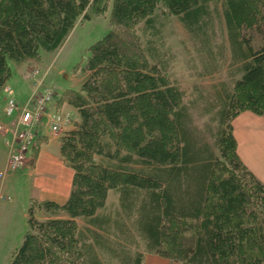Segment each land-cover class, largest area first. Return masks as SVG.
I'll use <instances>...</instances> for the list:
<instances>
[{
	"label": "trees",
	"instance_id": "trees-1",
	"mask_svg": "<svg viewBox=\"0 0 264 264\" xmlns=\"http://www.w3.org/2000/svg\"><path fill=\"white\" fill-rule=\"evenodd\" d=\"M108 1L0 0V89L11 76L10 62L58 49L79 16L102 12ZM209 2L111 0L110 16L126 30L141 21L152 26L161 5L207 48ZM222 14L238 76L217 92L212 143L192 123L183 91L147 60L142 46L133 52L108 31L88 47L81 86L61 101L77 113L58 138L73 169L70 193L61 204L30 200L9 264H105L97 250L119 264H142L139 253L77 224L84 218L108 230L97 211L110 189L125 215H135L149 252L182 246L183 237L171 232L180 234L184 225L191 228L184 238L190 250L179 264H264V183L239 158L232 131L242 111L264 116V0H223Z\"/></svg>",
	"mask_w": 264,
	"mask_h": 264
},
{
	"label": "rangeland",
	"instance_id": "rangeland-1",
	"mask_svg": "<svg viewBox=\"0 0 264 264\" xmlns=\"http://www.w3.org/2000/svg\"><path fill=\"white\" fill-rule=\"evenodd\" d=\"M208 5L210 40L209 47L206 48L200 38L194 36L191 29L185 26L176 15L166 12L161 5L154 12L152 26L146 27V23L141 21L129 30L123 29L113 24L111 20V0H109L102 12L90 13L87 18L79 16L75 26L58 49L41 52L37 60L16 65L10 62L11 93L26 98L30 93L31 71L34 68L41 71L47 70V85L53 86L56 91L54 99L59 105L64 104L72 109L66 102L61 101L66 99L68 89L77 90L81 86L83 74L79 67L84 62L88 47L111 31L124 46H127L126 43L129 42L128 49H132L133 52H138L142 46L147 60L157 65L159 70L183 91V101L188 106L192 123L198 128L203 138L212 143L215 140L214 131L217 127V121L214 118L217 108L216 105L214 106V101L217 92L224 87L225 89L231 87L232 80L238 74L235 71V65L231 62L230 46L222 14L223 0H210ZM18 73L24 77L27 75L28 84L23 83ZM10 84L6 83L8 86ZM118 197L115 190H108L104 206L97 211L98 216L106 222V227H109L108 230L91 226L84 218H77V224L98 233L102 241L109 243L115 241L130 255L139 253L142 255L144 264H149V260L145 263V256L148 253L160 256L167 264H179L181 259L189 253V244L184 238L190 236L191 228L183 225L180 227V234L176 230L171 232L173 236L175 233L180 238L183 237L182 246L174 244L172 247L167 244L164 252H149L135 227V215H125L119 206ZM38 212V218H44V213ZM22 223L25 229V220ZM86 235L88 236L85 240L91 241V235L88 233ZM21 240L22 236L17 243H14V247H8V250L0 252V264H9L11 253ZM93 248L97 250L98 247ZM179 248L182 251H179ZM113 249L117 251V248L113 247ZM97 251L99 258H102L105 264H119V259L109 252Z\"/></svg>",
	"mask_w": 264,
	"mask_h": 264
},
{
	"label": "crops",
	"instance_id": "crops-1",
	"mask_svg": "<svg viewBox=\"0 0 264 264\" xmlns=\"http://www.w3.org/2000/svg\"><path fill=\"white\" fill-rule=\"evenodd\" d=\"M18 74L23 83L28 84L27 75L24 77L21 73ZM6 83L10 84L9 80ZM6 96L0 90V119L4 120L6 118L1 111ZM15 97L19 102L25 99L23 96ZM60 105L54 99L48 105V111L69 110L77 120V113L73 108ZM232 131L239 158L264 183V116L242 111L232 120ZM34 132L27 164L17 171L9 172L0 181V252L14 247V243L23 235L26 228H23L22 221H27V207L31 199L61 204L71 190L73 169L61 157L59 139L51 135L44 119L36 125ZM6 157L4 138L0 136V166L5 164ZM145 259V263L149 260V264H167L163 258L151 253Z\"/></svg>",
	"mask_w": 264,
	"mask_h": 264
},
{
	"label": "built area",
	"instance_id": "built-area-1",
	"mask_svg": "<svg viewBox=\"0 0 264 264\" xmlns=\"http://www.w3.org/2000/svg\"><path fill=\"white\" fill-rule=\"evenodd\" d=\"M47 77V70L34 68L31 71L30 93L22 103L11 93L10 86L4 84L1 87L7 93L1 111L6 119H0V136L4 138L7 157L5 164L0 166V181L9 172L17 171L27 164L28 151L34 142V129L42 119L54 137H59L74 126V117L69 110L48 111L56 91L53 86L47 85Z\"/></svg>",
	"mask_w": 264,
	"mask_h": 264
}]
</instances>
